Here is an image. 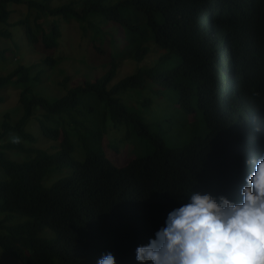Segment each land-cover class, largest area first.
<instances>
[{"label":"trees","instance_id":"16d2710c","mask_svg":"<svg viewBox=\"0 0 264 264\" xmlns=\"http://www.w3.org/2000/svg\"><path fill=\"white\" fill-rule=\"evenodd\" d=\"M105 1L68 0L52 7L51 0H0V25L8 24L14 3L38 11L40 34L27 18L9 23L21 26L32 49H56L60 29L48 17L75 20L83 33L101 32L93 28L98 23L94 15L131 28L124 29L121 49L115 43L114 52L107 48L108 71L69 89L63 76L59 85L65 87L64 94L53 101L34 91L43 69L56 64L51 54L41 58L40 65H18L0 76V89L8 84L19 88L23 108L17 121H2L0 141L18 133L31 143L0 144V249L12 257L8 264H96L107 252L115 264H140L136 248L155 237L168 212L187 202L191 189L241 199L246 134L255 136L249 141L250 160L255 152L257 158L264 153V0ZM121 7L130 9L128 18ZM138 12L142 29L131 21ZM0 36L12 39L16 34L4 28ZM151 41L161 51L154 63L110 86L117 60L142 61ZM9 49H0L2 60ZM148 80L155 87L157 82L159 89L152 88L157 96L168 95L181 124L191 119L190 135L181 145L149 135V154L115 165L100 149L98 128L90 129L84 121L102 110L96 113L87 103L82 107V97L92 95L103 102L104 118L112 126L143 137L149 127L144 116L128 110L118 95L144 89ZM37 109L35 122L50 141L44 149L33 145L35 137L24 128ZM76 151L80 158L74 156ZM247 166L253 169V164Z\"/></svg>","mask_w":264,"mask_h":264},{"label":"rangeland","instance_id":"374dc122","mask_svg":"<svg viewBox=\"0 0 264 264\" xmlns=\"http://www.w3.org/2000/svg\"><path fill=\"white\" fill-rule=\"evenodd\" d=\"M67 1L68 0H51L49 4L50 6L55 7L60 4H64ZM120 1L121 0H106L104 3L106 5H112ZM27 7L28 6L25 5V3H14L11 7V11L13 12H11L9 16L8 24L12 21L16 22L20 19L27 18L28 23L34 32L40 34L41 29L35 24V16L38 11L35 9L28 10ZM120 11L124 17H129V8L123 10L121 7ZM140 14L141 13L138 12L136 17H134L131 21L136 22L138 27L142 29V23L140 20H143V18ZM50 18H54L60 29V37L57 41L58 45L54 50L46 49V51H42L41 49L30 48L27 44L28 42L22 35L23 30L20 25H15L14 27H11L10 24L0 25V31L7 28L8 30H14V34H16V36H13L12 39L0 36V49H3L4 47L10 48L6 59L2 60L0 58V76H4L5 74L7 75L8 72L13 70L18 65H40L41 58L43 59L45 55L51 54L56 60V64L51 69H43L44 73L42 71L39 76L40 82H36L34 84V91L37 95L53 101L64 94L65 87L59 85L63 76L67 77V86L69 89L83 80L94 81L96 78L101 77L103 73L108 71L111 56H106V52L108 50L107 48L114 52V48L116 47L113 45L115 43L117 44V47L121 49L123 45L122 37L124 29L129 30L131 28L120 24V22L109 19L105 20L102 16L95 17L94 15L92 19L98 21V23L93 25V28L95 30H101V32L95 33L92 30H88L83 33L78 22L75 20L65 21L60 18L57 20L55 17H48V19ZM23 40L26 41V44H23ZM14 41L16 42L15 50L12 49V43ZM105 41H108L106 45L104 44ZM146 46L148 47V52L146 53V57L140 62L135 59L117 58V61H120V63L117 67V71H115L114 77L111 79L109 84L110 86L115 84L121 78L134 73L137 68L149 67L154 63L161 51L156 48V44L153 41L148 42ZM218 49L219 51L223 49L222 44L218 45ZM42 67L43 66L36 67L33 71L38 72L42 70ZM152 88L153 90H156V88L159 89L158 84L156 82L155 87L154 83L148 80L144 89L128 90L127 92L120 93L118 95L121 102L128 110L140 113L144 116L145 122L149 127L147 128V133L143 135V137H140L141 135L134 134L135 132L133 134H126L121 126H112L111 123L106 121L104 118L103 111L105 104L103 102H99L92 95L82 97V107L87 103L95 108L96 113H98L100 109L102 110L100 114L103 116H99L100 114L98 113V115L88 117L84 121L90 129H92V127L98 128L99 133H101L100 141L102 146L100 149L105 152L109 160L115 165L120 166L128 162L133 157L149 154L153 150V146L150 145L147 140L149 135L153 137L162 136L168 145H171L173 140H177L174 145L184 144L190 135L189 122L191 119L181 124L182 118L175 110L172 111L168 95L161 98L157 96L155 91H152ZM18 94L19 88L14 87L12 84H8L0 89V133L2 132L1 125L3 120L14 122L17 121L23 114V108L18 102ZM148 100H152L151 105L147 103ZM38 114L39 110L37 109L35 114L33 113L31 118L29 117L24 128L26 131L31 132L35 137L33 145L44 149L50 145V141L43 138L41 135L40 124L38 121L35 122L36 120L34 117ZM16 136H19V134L16 133ZM256 137L260 139L261 134H258ZM252 138L255 139V136H252ZM6 139H2L0 144L2 145L6 142H12L9 137ZM246 139L248 140L247 137ZM20 141H22L25 146L31 144L29 141H23L21 138ZM250 147V145L247 146L248 149ZM7 153L8 157L11 159L12 152L8 151ZM19 156L20 155L15 154L16 158H19ZM74 156L76 158H80L77 151L74 153ZM2 179L3 172L0 167V180ZM1 216L2 215L0 214V217ZM11 259L12 257L10 255L0 249V260L4 264H8L7 260L10 261Z\"/></svg>","mask_w":264,"mask_h":264},{"label":"clouds","instance_id":"9594fccd","mask_svg":"<svg viewBox=\"0 0 264 264\" xmlns=\"http://www.w3.org/2000/svg\"><path fill=\"white\" fill-rule=\"evenodd\" d=\"M252 136L244 137L247 175L241 199L191 189L187 202L168 212L155 237L136 248L140 264H264V153L257 158L255 152L250 160ZM11 139L20 142L19 136ZM96 264H115V257L104 253Z\"/></svg>","mask_w":264,"mask_h":264}]
</instances>
